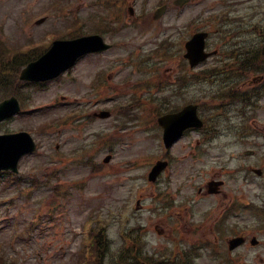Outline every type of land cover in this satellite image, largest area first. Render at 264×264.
I'll use <instances>...</instances> for the list:
<instances>
[{"label":"rangeland","instance_id":"374dc122","mask_svg":"<svg viewBox=\"0 0 264 264\" xmlns=\"http://www.w3.org/2000/svg\"><path fill=\"white\" fill-rule=\"evenodd\" d=\"M94 1L0 0V28L4 30L0 36L10 47H14L19 43L41 39L49 30L66 31L76 18L85 21L82 30L92 31L99 25L101 18ZM159 1L131 0L137 14L145 13L148 17L145 26L134 29L133 19L136 16L128 17L129 25L119 35H112L108 31L102 33L109 42L124 41L123 44H129L127 51L115 48L97 56H87L73 72L75 79L50 82L46 85L49 86L47 89L39 91L35 87H24L22 94L26 97L30 113L21 114L0 125L1 133L17 129L33 132L39 148L34 154L22 158L19 174H29L22 179L37 176L43 184L47 182L46 186L38 187L28 195L23 189L29 187L32 180L6 187L5 177L0 176V255L6 261L10 259L14 264H79L82 249L87 246L89 223L97 225L99 219L108 224L111 255L118 258L122 255L120 247L124 237L120 233V222L127 219L122 211L130 207V202L135 203L139 199L140 209L130 210L125 229H132L128 233L131 234L128 244L137 243L149 255L160 253L167 245L175 242L176 237H183L181 248L209 242L210 249H201L200 256L193 260V264H264V245L252 246L248 243L233 252L228 250L227 239L235 222L249 227L250 237L256 235L260 239L264 238V235L256 233L252 228L256 218L249 210L228 220L229 231L224 238L215 232V226L223 219L224 206L234 203L236 196L254 203L264 202L263 180L246 171L241 181L237 174H229L227 179L221 169V166H241L244 163L242 151L257 146L252 141L242 140L235 130L241 117L231 112L234 115L231 126L223 124L225 129L220 128V134L210 143L201 140L203 134L199 131L185 134L171 147L170 154L174 163L170 173L163 175L153 185L147 174L160 154L158 141L161 128H147L144 123V128L141 129V125H138L136 129L134 121H129L122 129H118V123L127 120L117 113L107 118L93 115V111L114 109L118 106L117 103H127L138 79L145 76L150 79H173L180 64L185 62L183 53L175 58L178 60L160 63L157 69L147 75L146 71L134 66H122V61L118 59H122L120 56L129 54L131 50L147 52L160 39L169 36L177 44L186 40L187 37L183 39L179 34L187 30L184 33L185 36L188 35L187 25L192 19L197 20L196 29H200L208 5L218 0H197L181 8L171 4L165 16L160 21H154L153 14ZM241 1L239 9L246 15L252 14V9L264 3V0ZM65 6L68 8L62 12L61 7ZM97 11L99 15L93 21L92 16ZM46 14L52 16L50 20L48 17V21L41 25L34 23L37 18ZM263 14L264 12L259 16ZM258 18L254 20L264 22L257 20ZM249 19L246 20L247 23ZM142 32L144 34L139 36ZM147 39H150L147 44L140 45ZM99 72L104 73L106 83L98 90L91 85V81ZM8 86L10 90L5 93L11 95L17 81H14L13 86L8 83ZM204 91L205 86L195 85L187 93V97H200ZM31 93L32 98L27 101V96ZM164 93L171 95V91ZM56 97H63V104L56 105ZM184 102L185 97L172 95L169 102L154 106L160 108L162 114ZM259 104L264 105V98ZM76 107L79 108L71 111ZM147 108L148 106L142 110ZM77 110L80 111L79 116L69 123L57 124V127L46 132L39 129L45 123L63 119ZM138 111L140 110L136 112ZM263 117L264 113L260 114V118ZM99 132L110 135L116 141L112 151L102 150L92 157V153L87 154L90 163L100 164L95 171L87 163H82L86 161V154L80 149L84 147L91 151V143ZM256 141L260 150H263L264 138ZM108 154L111 159L104 162ZM67 155L69 160L65 159ZM153 157L155 158L152 160ZM217 179L226 180L222 187L224 192L220 195L204 194L207 183ZM56 184L69 185V195H57L54 188ZM200 187H204L202 193L198 191ZM19 191L23 193L20 194ZM159 193H166L165 202L168 207H162V210H159L158 205L163 206L165 202L157 205L153 200ZM48 207H54V210L47 212ZM32 220L38 222L33 228ZM137 234L140 239H134V243L132 237ZM173 247L177 248L175 244ZM107 259H110L109 255ZM154 259L160 261L157 255Z\"/></svg>","mask_w":264,"mask_h":264},{"label":"water","instance_id":"95a60500","mask_svg":"<svg viewBox=\"0 0 264 264\" xmlns=\"http://www.w3.org/2000/svg\"><path fill=\"white\" fill-rule=\"evenodd\" d=\"M186 1L187 0H184L183 2ZM204 37L205 34H197L187 44V56L191 59L193 64L196 63V61L206 57V54H204ZM73 44L76 46L74 50L69 49L67 51H63L59 48H53L50 53L43 58V62L41 59L39 62L33 64L35 65L37 63H41L40 71L36 76H29L25 74L23 77L26 79H46L52 77L58 74L66 66L67 61L72 56H78L89 51H102L109 47V45L104 44L102 38L99 36L82 38L73 42ZM33 65L29 66L27 70H29ZM17 109L18 107L15 101L12 100L9 102V105H0V119L3 118L4 111H6V115H10L13 114ZM190 113L194 116L195 107H189L177 114L166 115L160 119L161 123L166 127V140L168 143L177 139L186 127L191 125H200L198 119L192 117ZM108 115L109 113L102 114V116ZM190 117L192 118L191 120H189ZM172 130L173 132H171ZM33 149L34 143L31 137L25 133L0 136V169L4 167L15 168L18 159L23 154L30 152ZM164 166L165 163H158L151 172L150 178L154 180ZM217 184L218 182H214L211 183V186L215 189L214 186ZM241 242L242 239L232 240L230 248L233 249Z\"/></svg>","mask_w":264,"mask_h":264},{"label":"flooded vegetation","instance_id":"af4514ba","mask_svg":"<svg viewBox=\"0 0 264 264\" xmlns=\"http://www.w3.org/2000/svg\"><path fill=\"white\" fill-rule=\"evenodd\" d=\"M191 91L192 90H191V84H190L188 93L191 92ZM260 107H261V105H258V106L257 105H249L248 109H251L252 111L248 112V115H251L253 117H245V116L241 117V119H242V122H241L242 123L241 133L243 135H246L247 138H252V139L255 138V136L257 135L256 132L259 129V126H260L259 121L262 122L263 125H264V117L263 118L256 117V115L260 114L259 113V110L261 109ZM225 109H226V111H228V114L231 115L230 118H233V114L231 112H229L230 109L229 108H225ZM246 122H249L253 127L245 131L244 123H246ZM260 151L262 152L261 156L263 158L262 161H260V163H262L263 166L261 167L262 173L259 174V177H263L264 178V149L260 150ZM199 192H202V189H200ZM221 193L222 192H220L218 194H214V195H219ZM204 194H206V191H205Z\"/></svg>","mask_w":264,"mask_h":264},{"label":"trees","instance_id":"16d2710c","mask_svg":"<svg viewBox=\"0 0 264 264\" xmlns=\"http://www.w3.org/2000/svg\"><path fill=\"white\" fill-rule=\"evenodd\" d=\"M107 251H108L107 242L105 241V237H104V238L99 240V244L97 247V253L95 254V258L91 262H89V264H106L104 261H108L105 258ZM124 252H126V249H124ZM124 252H122V254H124ZM137 257L140 258V255H138ZM124 260H125L124 255H123V257H120L119 260L115 259V261H117L116 264H122V261H124ZM0 264H14V262L11 263L10 261H6L2 257H0ZM124 264H125V262H124Z\"/></svg>","mask_w":264,"mask_h":264}]
</instances>
